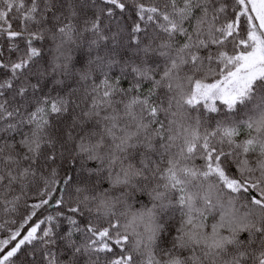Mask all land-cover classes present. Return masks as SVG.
Returning <instances> with one entry per match:
<instances>
[{
  "label": "snow or ice",
  "instance_id": "6c2138e0",
  "mask_svg": "<svg viewBox=\"0 0 264 264\" xmlns=\"http://www.w3.org/2000/svg\"><path fill=\"white\" fill-rule=\"evenodd\" d=\"M0 216V264H264V0H0Z\"/></svg>",
  "mask_w": 264,
  "mask_h": 264
},
{
  "label": "trees",
  "instance_id": "16d2710c",
  "mask_svg": "<svg viewBox=\"0 0 264 264\" xmlns=\"http://www.w3.org/2000/svg\"><path fill=\"white\" fill-rule=\"evenodd\" d=\"M24 209H21V213H23ZM7 219L6 217L0 216V223H4V220ZM15 219L19 222L20 216H16ZM17 225L7 224L5 225L6 228H15ZM6 231H0V239H3L7 236Z\"/></svg>",
  "mask_w": 264,
  "mask_h": 264
}]
</instances>
